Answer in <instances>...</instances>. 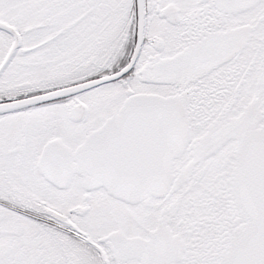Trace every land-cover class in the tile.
Returning <instances> with one entry per match:
<instances>
[{
  "label": "snow or ice",
  "instance_id": "obj_1",
  "mask_svg": "<svg viewBox=\"0 0 264 264\" xmlns=\"http://www.w3.org/2000/svg\"><path fill=\"white\" fill-rule=\"evenodd\" d=\"M0 264H264V0H0Z\"/></svg>",
  "mask_w": 264,
  "mask_h": 264
}]
</instances>
